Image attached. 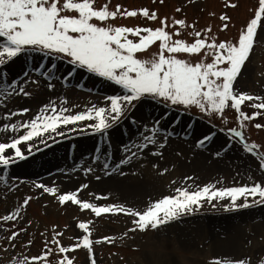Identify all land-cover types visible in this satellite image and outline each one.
I'll use <instances>...</instances> for the list:
<instances>
[{
  "label": "rangeland",
  "instance_id": "1",
  "mask_svg": "<svg viewBox=\"0 0 264 264\" xmlns=\"http://www.w3.org/2000/svg\"><path fill=\"white\" fill-rule=\"evenodd\" d=\"M105 3H109L110 10H115L116 5H121L122 10L125 8L129 10L146 8L150 13L155 12L157 14L155 20H149L140 15L136 17L118 16L109 21L116 26H139L155 29L161 26L162 19H166L167 30L174 33L179 26L174 25L173 21L183 19L186 25H193L194 28H182L180 35L173 36V39H184L189 43L195 39L191 35L193 31H201L203 35L204 30L209 27L211 31L207 35L215 36L217 43L221 41L235 43L241 30L254 17L258 7V0H163V3L161 0H95L97 8ZM232 4H235L236 7H232ZM222 15L227 16L228 20L222 21L220 19ZM225 23L228 25L227 28L221 30ZM130 38L137 39L136 37ZM158 51L159 42L151 46L147 52L137 55L141 58H147ZM179 56L193 63L202 58L208 62L211 61L210 56L203 57L202 54L192 56L179 54ZM41 65H43L41 73L48 69L52 70L50 74L53 85L73 87V89L76 87L75 90L78 92H91L95 95V101L98 102L94 104L97 107L108 108L110 101L106 99L107 97L125 94V91L119 85H115L114 82L82 69L74 72L65 81L64 77L73 67L67 63V58L57 59L54 56H45L43 53L31 52L21 54L6 66H0V71L5 73L0 79V84L6 85L13 79L17 81L19 67L20 69L23 67V70L28 71L27 76L37 81L36 83L27 82L23 84L25 90L31 95L35 91L36 84L43 82L49 84L48 78L41 73L29 70L41 67ZM53 65L56 67L53 68ZM234 87L239 92L264 98V27L259 28L254 50ZM18 98H21V95L13 94L0 101V109H4L0 121H3L5 125L23 124L25 121H30L40 111L39 109L38 112H35L36 110L27 103L28 101L20 102L17 104L18 107H15L12 101ZM255 102L258 101L245 102L242 111L251 115L256 110L250 105ZM55 104L58 107L70 109L71 111L67 114H75L85 110L75 98L63 106ZM25 108L29 109L27 113L6 118L8 114L19 112ZM134 110L140 112L138 113L142 115L140 116L142 122L144 120L160 121L161 132L156 134L157 140L165 143V137H167L166 142L170 143L174 137L168 136V133L172 130L181 135L182 141H190V159L197 166H200L197 169L198 172L191 171L182 164H176L182 160L190 161L188 158L179 157L180 155L175 156L174 161L170 163H162L158 160L148 167L141 165L139 161L141 159L139 152L141 151L135 145L144 142L143 136L145 134L142 130L140 132L134 130V123L139 119L137 117L139 115L134 113ZM224 115L228 120L226 125L219 116L209 117L195 107L190 109H185L183 106L169 107L166 102L143 98L134 102L119 124L108 130L107 138L103 134L94 133L92 130L79 131V128L82 129L83 123H94L93 120L82 121L66 127L62 126L58 131L63 133L69 132L67 130L69 128L78 129L73 133H65L64 136H57L54 133L46 134V145L40 143L41 138H34L29 143L33 145L31 153L28 151L29 144L23 143L21 149L27 158L10 165L7 171L0 170V175L5 176V180L0 181V217L14 213L25 198L31 197V199L25 207L20 209L15 220H0V264H18V261L25 256L29 258L41 256L45 252L46 243L53 251L48 255L47 261H39L37 264H57V261L64 256L72 258L74 264H90L89 253L82 247L68 253H59L57 245L51 242L53 235L59 232L62 233L61 236L57 237L60 245L64 247L73 246L84 235L83 230L77 227L78 223L88 221L92 222L90 225L91 240L96 241L103 237H112L111 242L93 243L92 255L96 264H210L213 258L247 259L250 264H258L259 260L264 258V205L258 204L249 208L232 209L228 198L213 200L211 203L205 201L197 211L184 215L158 230L129 231L135 227L133 224L135 217L122 212L96 217L91 210H81L78 205L71 202L61 205L57 196L71 191L60 187L57 179L50 178L53 177L51 172H48L46 178L44 177L46 181H43V178L37 181L33 177L34 173L37 175L36 171H41V166L52 158L49 163L60 164L62 171L75 180H72L69 187H75L77 190L81 185L90 181L85 169L97 170L99 165L102 175H107L106 172H111L113 164H118L121 159L130 156L131 152H136L137 155L128 163L134 169L128 172L127 177H130L134 184L140 183L143 187L137 196L133 195L128 199L127 195H122L123 193L110 197L109 194H105L100 196L101 199H97V196L89 194L88 184H86L87 188L78 194L82 201L97 205H123L136 211L145 210L150 203L163 196L174 195L177 188L191 186L190 190H195L196 186L207 184L224 188L255 182L264 183V170H261L259 160L254 155L244 151L243 145L237 138L229 139L226 131H220L221 128L227 129L237 126L236 112L227 109ZM246 123L248 127L243 131L247 141L264 146V128L257 129L254 127L257 123L264 124V115L257 116L254 120ZM24 132L25 129L23 128L18 127L17 130H12L1 126L0 142H10L11 139L17 138ZM212 134L215 135L210 142H207L202 148L197 147L199 139L204 135ZM48 135L54 140L47 139ZM77 138L88 139L90 142L85 161L77 156L80 153L77 152L78 149L73 148L72 143ZM62 141H65V144L58 145ZM113 145L117 146L122 155L119 159L112 160L111 158L109 160L111 166L105 170L103 164L106 162L103 158H106V154H111ZM125 148H129L131 151L125 152ZM105 149L106 154L103 157L102 150ZM218 151L221 152L219 157L215 155ZM37 152L40 158L34 161V154ZM97 156L100 159L94 162ZM19 162L21 163L18 164ZM175 169L184 170L174 174ZM211 169L214 171L220 169V171L213 172ZM186 177H192V179L186 180ZM37 183L47 187H55L57 189L56 194H49L43 189L35 187ZM125 188L127 186L123 185L121 191L126 192L123 191L126 190ZM238 203H243V200L238 201ZM217 218H230L235 223H239L240 228L247 227L246 231L230 228L228 240L233 245L238 242L235 251L221 247L220 243L216 242L220 238L227 239L229 233L228 230L224 231L223 227L215 226L214 223L210 224L213 219ZM212 231L218 235L213 236ZM12 232H17L18 236L9 241L8 237Z\"/></svg>",
  "mask_w": 264,
  "mask_h": 264
},
{
  "label": "snow or ice",
  "instance_id": "2",
  "mask_svg": "<svg viewBox=\"0 0 264 264\" xmlns=\"http://www.w3.org/2000/svg\"><path fill=\"white\" fill-rule=\"evenodd\" d=\"M163 3V0H161ZM236 7L235 4L231 5ZM180 11V9H177ZM143 16L149 20L157 19L155 12H149L146 8L123 9L121 5H116L115 10H110L109 3H105L99 8L95 6V0H0V66H6L14 58H18L24 53H43L45 56H54L57 59L67 58V63L73 67L64 77L66 81L77 70H86L88 73L105 78L108 81L119 85L125 94L109 96L108 108L92 106L86 111L75 114H67L71 110L65 107H58L54 102L44 105L35 117L23 124L5 125V128L17 130L25 129L24 134L13 138L10 142H0V170L7 171L10 165L23 161L27 157L21 149V145L30 142L34 138H41L40 143L46 145L45 135L54 133L57 136H64L65 133L58 131L62 126L76 125L82 121H95L85 127L94 133L103 134L106 138L108 130L119 124L125 114L133 106V103L143 98H151L154 101L166 102L169 107L183 106L185 109L197 108L201 113L209 117L219 116L223 123L228 124L225 117L227 109L236 112L237 126L227 129L229 139L237 138L243 145L244 151L254 155L259 160L261 170H264V146L256 142H248L243 131L248 127V121L254 120L257 116L264 115V98L248 93L239 92L234 84L242 72L247 60L250 58L258 36L260 27H264V0H258V7L254 17L241 30L238 40L216 42L215 36H208L210 27L201 31H193L191 35L195 37L192 42L184 39H173L179 36L186 25L185 20L177 19L174 25L179 26L174 33L167 30L166 19L161 20V26L155 29L149 27H127L116 26L109 23L110 20L120 17ZM222 21H227L228 17L222 15ZM225 23L221 30L227 28ZM130 37H136L132 39ZM159 42V51L151 54L147 58H141L137 54L147 52L151 46ZM179 54L188 56L200 55L211 57V61L201 59L195 63L190 60L180 58ZM41 67L34 69L41 73ZM53 68L56 65L52 66ZM51 69L41 73L48 78V87L51 90L54 85L51 83ZM5 73L0 71V79ZM27 76V73H25ZM37 81H32L36 83ZM27 83V81L25 82ZM13 94L29 96L24 85H19L15 79L8 84H0V101ZM250 106L256 111L251 115L242 111L245 102H252ZM63 103V101H62ZM29 109L25 108L19 112H13L6 116L10 118L15 115H23ZM160 121L155 122V126L148 131L152 135L143 136L142 143L135 145L137 149L143 151L150 144H155V135L161 131ZM255 128L262 129L264 124H255ZM76 128H69V132L77 131ZM83 131V129H79ZM173 135L172 132L168 136ZM215 134L204 135L197 141V147H204L210 142ZM48 136L47 139H51ZM165 143L159 145L160 148L166 146ZM11 150L12 155L7 152ZM33 145H28L31 153ZM39 150V149H37ZM125 152L131 151L129 148ZM160 155L161 153H153ZM137 155L131 152L130 156L121 159L112 171H118L122 165H126ZM217 157L221 155L218 151ZM97 156L94 159L99 160ZM103 168L109 169V164L104 163ZM92 168L85 169V172H92ZM166 171V170H165ZM123 175V173H120ZM99 179V177H97ZM191 180L192 177H186ZM5 176L0 175V181H4ZM37 188L43 189L49 194H56L55 187H47L37 183ZM87 188V185L75 191L63 193L57 196L61 205L71 202L78 205L81 210H91L96 217L104 214H116L122 212L135 217L134 228L129 231L158 230L162 226L169 224L180 217L197 211L207 201L223 200L228 198L232 209H243L264 205V183L255 182L241 186L217 188L212 184L196 186L195 190L189 187L175 189V194L163 196L150 203L145 210L136 211L123 205H97L79 199V192ZM97 199L101 197L97 196ZM106 199V197H104ZM31 197L24 199L23 203L14 213L0 217V220H15L20 209L25 207ZM243 200V203L238 201ZM215 206V205H213ZM91 221L79 222L77 227L83 230L84 235L71 247L60 245L57 239L62 233L56 232L53 235L52 243L57 245L59 253H68L81 247L88 251L90 264H96L93 253V243L99 244L102 241L111 242L112 237H103L93 241L91 235ZM23 231V229H21ZM18 236L17 232H12L8 237L9 241ZM31 243V241H29ZM53 250L45 244V252L41 256L23 257L18 264H37L39 261H47L48 255ZM57 264H74L73 259L68 256L57 261ZM210 264H250L247 259L232 260L230 258H213ZM258 264H264L261 258Z\"/></svg>",
  "mask_w": 264,
  "mask_h": 264
},
{
  "label": "bare ground",
  "instance_id": "3",
  "mask_svg": "<svg viewBox=\"0 0 264 264\" xmlns=\"http://www.w3.org/2000/svg\"><path fill=\"white\" fill-rule=\"evenodd\" d=\"M35 68H33V69L31 68L29 70L33 71ZM244 68H245V66L243 67L242 71L244 70ZM27 72L28 71L23 70V67H22V69H20V67H19V77H17L18 78L17 83L19 85H23L26 81L27 82H32V81L35 80V79L31 78V77L26 76L25 73H27ZM69 81H71V79H69ZM35 87L36 88H35L34 93H32L31 95H29L27 97H23V95H21V98L13 100L12 104L15 107H18V105H17L18 103H20V102L23 103L25 101H28L27 103L30 106L34 107V109L36 110L35 112H38L39 109H41L42 106L47 105L49 102H55V103L63 106V105H65L68 101H70L73 98H75L76 101H79L82 104V107L85 110H87L88 108L92 107L94 104L98 103L97 101H95V95L94 94H91V92L88 93L86 91L78 92V91L75 90L76 87H75V89H73V87L72 88H67V87H63L62 85H55L54 84V87L50 90L49 87H48V84H46L44 82L40 83V84H36ZM62 101H63V103H62ZM19 106H21V105H19ZM79 108L82 109L81 107H79ZM3 111H4V109H0V116H3ZM138 112H139L138 110H134V113L139 115V116H137L139 119L137 120L136 123H134L135 126L133 124V126L135 127L134 130H137V131L139 130V132H140V130H142L145 135H152V133L149 132L148 130L150 128H152L153 126H155V121L150 122L149 120H144L142 122V118L140 117L142 115H140L139 114L140 112L139 113ZM90 123H83V125H81L82 129L83 130H91V129L85 127L87 124H90ZM1 126L2 127L5 126L3 121H0V127ZM132 128H131V130H132ZM170 131L173 133L172 136L174 138L172 140H170V143L166 142V146L165 147L160 148L159 145L161 143H163V142H161L160 140H157L155 138L156 139V143L155 144H150L146 148V150H143V151L139 152V155L141 157V159H139V161H140L141 165H143L144 167H148V165H151L152 163H156V162H158V160H160V162H162V163H170V162L174 161L173 158L175 156L180 155L179 157L188 158V160H190V161L182 160V161H178V163H176V164H182L183 166H185L189 170L198 172L197 169L200 166H197L195 164V162H192L191 159H190V155L191 154L189 152V148L191 147V142L190 141H182L181 137H180L181 136L180 134H176L172 130H170ZM65 133H70V132L66 131ZM157 134H159V133H157ZM48 136H50V135H48ZM51 140H54V138H51ZM75 140L76 141H74V143H72L73 144V148L75 150L78 149L77 152H80V153L77 156L81 160L85 161L86 160V152H87L88 147L90 146V142H89L88 139H82V138H80V139L77 138ZM29 143H31V142H27L26 145L29 144ZM59 144L64 145L65 141L59 142L58 145ZM111 149H113V150H112L110 155H109V153L106 154V149L102 150V153H103L102 156L104 157V154H106V158H103V159H104V161L106 163L109 164V166H111V164H110L111 162H109V160L111 158H112V160L113 159H119V157L122 155V154L119 153L117 146L113 145V148H111ZM91 152H93V150H91ZM157 152L161 153V154L160 155H154L153 154V153H157ZM7 154L8 155H12L11 150H9L7 152ZM75 154H76V152H75ZM34 157H35L34 161L36 159H39L40 158L39 153L38 152L35 153ZM176 158H178V157H176ZM49 161L45 163L46 165L43 164V166H41L42 167L41 171H36L37 175L34 173L33 177L37 181L41 180L42 178H43V181H46L45 178L48 176L47 175L48 172H51V173H53V177H50V178L57 179V182H59L60 187L66 188L67 191H74L75 187L74 188H70L69 186L72 183V180L73 181H75V180L72 177L66 175L65 172L62 171V168H61L60 164H57L56 162L49 163ZM196 162H198V161H196ZM20 163L21 162H19L18 164H20ZM113 165L116 166L115 164H113ZM114 166H113V168H114ZM215 167H218V166H215ZM98 168L99 169H97V170L93 169V172H91V173L90 172L86 173L88 175L89 179H90V181L88 183H86L89 186L88 187L89 194H92L95 197L96 196L100 197V196L105 195V194H109L108 196L110 197L112 195H118L120 193H123L122 195H127L128 199H129L130 196H133V195L137 196V194H139V191L143 189V187L140 185V183H135L134 184L130 180V177H127L129 175L128 172H130L131 169H134V168L131 167V164L122 165L121 168L118 171H115V172H113L112 169H111V172H109V173L106 172L107 175H105V174L102 175L101 168L99 167V165H98ZM183 170L184 169H179V170L175 169L174 170V174H176L178 172H181ZM211 170L213 172L220 171V169L219 170H215V171L213 169H211ZM121 172L123 173V175L120 174ZM152 174H154V173L152 172ZM183 175H185V174H183ZM97 177H99V179H97ZM123 185L127 186V188H125L126 190H123V191H126V192H122L121 191V187H123ZM212 223H214L215 226L223 227L224 231L228 230V232H229L228 235H227V239L220 238V239H217L216 242L220 243L221 247H224V248H226L228 250H234L235 251V247H237L238 242L233 245L228 240L229 234L231 232L230 228H233L234 230L236 229V230L246 231L247 227L246 226H244V227L242 226L243 228H240L239 227L240 224L239 223H235L232 219L230 220V218L213 219L210 222V224H212ZM212 232H213V236H217L218 235L214 231H212Z\"/></svg>",
  "mask_w": 264,
  "mask_h": 264
}]
</instances>
